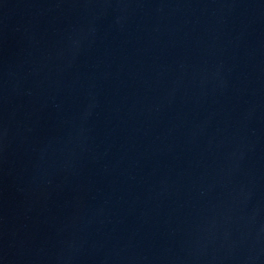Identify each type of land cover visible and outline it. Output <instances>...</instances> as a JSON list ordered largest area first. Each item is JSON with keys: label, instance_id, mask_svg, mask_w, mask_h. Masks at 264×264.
<instances>
[{"label": "water", "instance_id": "water-1", "mask_svg": "<svg viewBox=\"0 0 264 264\" xmlns=\"http://www.w3.org/2000/svg\"><path fill=\"white\" fill-rule=\"evenodd\" d=\"M0 264H264V0H0Z\"/></svg>", "mask_w": 264, "mask_h": 264}]
</instances>
